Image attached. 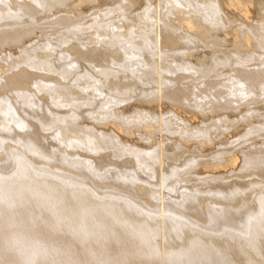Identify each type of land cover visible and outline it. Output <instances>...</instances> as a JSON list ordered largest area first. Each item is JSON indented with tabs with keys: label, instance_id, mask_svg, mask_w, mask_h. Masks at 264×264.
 Masks as SVG:
<instances>
[{
	"label": "bare ground",
	"instance_id": "6f19581e",
	"mask_svg": "<svg viewBox=\"0 0 264 264\" xmlns=\"http://www.w3.org/2000/svg\"><path fill=\"white\" fill-rule=\"evenodd\" d=\"M0 264H264V0H0Z\"/></svg>",
	"mask_w": 264,
	"mask_h": 264
}]
</instances>
